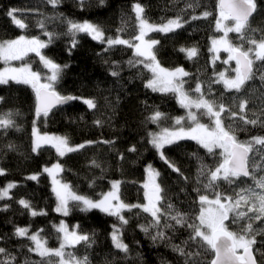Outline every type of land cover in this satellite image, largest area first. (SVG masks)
Instances as JSON below:
<instances>
[{
    "label": "trees",
    "instance_id": "1",
    "mask_svg": "<svg viewBox=\"0 0 264 264\" xmlns=\"http://www.w3.org/2000/svg\"><path fill=\"white\" fill-rule=\"evenodd\" d=\"M135 3L144 7L146 19L152 23L159 24L178 15L182 21H187L172 33H148V38L154 35L159 41L154 49L157 60L165 68L183 67L190 73L189 77L184 78V89L193 99L197 98L193 90L197 83H201L206 99L216 104L222 103L233 112L239 113V103L247 100L244 110L247 119L259 117L261 122L244 125L239 118L232 119L225 112L222 113L224 125L226 128L232 126L233 134L239 141L264 137V81L260 79L264 74V62H256V74L240 92L226 90L222 83H212L221 68L219 61L213 63L209 51L212 39L219 34L216 30L217 0H104L103 4L99 0H84L83 7L80 0H61L55 7L47 0H0V41L25 35L46 42L48 36L45 33H53L55 38L48 47L41 49V54L57 64L68 65L55 86L56 91L61 95L82 98L54 108L47 117H37L36 96L30 85L12 81L6 85L0 84V97H3L0 117L11 113L15 122L14 127L0 129V168L5 170L0 175V188L8 183L16 184L15 188L9 190L8 197L0 199V247L6 250V254H0V260L7 261L10 256H15L13 264H25L26 261L28 264H58V257L42 258L30 252L28 249L33 246L32 242L15 236L14 232L16 227H28L30 234L42 229L41 236L47 241V246L55 249L59 247L61 235L55 226L63 222L68 229L75 226L78 233L90 237L88 242L82 241L65 248L66 254L71 253L77 259L87 257V264H185V257L174 251L173 246L198 253L193 258L195 264H210L213 253L190 240L192 229L187 226L198 223L196 216L200 204L194 189L199 188V195H209L210 199L214 198L215 192L235 198L242 188L264 193V189L256 185V180L264 177V150L257 152L254 160L249 161L252 176L241 177L231 184L220 180L212 189H204L202 185L207 180L200 177L198 181V170L202 164L213 169L221 159L220 149L212 154L194 140H182L164 149V155L180 169L179 173L173 171L149 143V133L159 132L165 127L172 128L176 117L186 116L187 111L178 103L176 94L145 87L152 74L143 65L128 64L133 59L132 48L117 45L105 51V44L84 33L77 34L78 44L75 48L71 47L68 20H87L97 24L105 31L106 37H115L117 30L123 29L119 33L122 38L131 39L138 32L132 8ZM256 3L257 11L249 18L251 31L245 35L259 41L264 37V0H256ZM11 9H17L16 18L27 25L25 29L16 26L7 15ZM204 11L211 15L191 19ZM41 22L43 28L40 27ZM224 23L233 24V21ZM228 39L234 45L243 43L245 49L249 46L234 32L228 34ZM192 46L199 49V54L189 60L180 49ZM26 63H30L35 72L41 75L48 72L39 56H29ZM3 66V61H0V69ZM113 71H118L119 76H113ZM84 99H94L97 107L89 109L83 103ZM157 110L164 113L166 118L153 123L148 117ZM200 119L201 123H210L206 116ZM97 120L102 124L97 125ZM34 122L40 134L67 136L73 146L86 141L96 143L63 157L51 145H44L33 152ZM190 123L184 121L183 125L187 127ZM105 140L113 143H103ZM133 147L136 150L129 151ZM57 162L63 167V171L57 173V179L69 184L77 194L98 200L110 189L111 181L116 180L121 182V200L129 205L147 203L143 185L148 166L151 165L159 171L157 183L163 189V200L158 205L162 213L160 224L151 226L153 217L140 208L125 209L122 214L128 223L123 225L121 232L128 252L115 248L111 234L114 225L120 226L116 216L99 209L81 211L72 202L69 203L68 215L55 211L57 199L52 177L43 169ZM36 173H40L37 180L28 179ZM21 199L29 201L36 211H43L46 215L33 217L29 209L18 203ZM169 205L172 207L169 208ZM247 207L244 205L240 210L246 212ZM177 212L184 214L186 224H176L171 219ZM248 223H252L257 241L253 246L257 264H264V222L248 218L236 224L231 220L226 221L230 231H240ZM141 226L148 227L149 231L144 232ZM159 231H163L167 239L153 241L152 236Z\"/></svg>",
    "mask_w": 264,
    "mask_h": 264
},
{
    "label": "snow or ice",
    "instance_id": "2",
    "mask_svg": "<svg viewBox=\"0 0 264 264\" xmlns=\"http://www.w3.org/2000/svg\"><path fill=\"white\" fill-rule=\"evenodd\" d=\"M47 2L55 7L61 0H47ZM99 2L103 4L104 0H99ZM80 5L81 7L84 6V0H80ZM191 6L189 5V7ZM216 7L218 10L216 30L222 31L223 36L212 40V46L209 51L213 53H218L220 50L226 51L229 55L225 63L234 60L236 67L232 69L235 72L234 77L228 78L224 72L216 73V78L212 83H222L226 90L240 92L246 82L252 80L256 74V70L254 69L256 62H264V37L257 41L245 35L247 31H251L249 28V18L257 11V3L256 0H217ZM132 8L137 20L138 32L131 39L122 38L119 33L123 29H118V34L115 37H106L105 31L97 24L87 20L83 22L68 20L71 47L75 48L78 44V40L76 39L77 34L84 33L89 35L93 40L105 44V51L117 45H125L132 48L134 50L133 59H130L128 64L130 66L143 65L152 74L151 79L147 81L145 87L151 88L153 91L176 94L180 106L187 110L186 116L176 117L172 128L165 127L159 132L149 133V143L156 149L161 160L173 171L179 173L180 169L164 155L165 147L182 140H194L209 153L214 154L216 149H220L219 156L221 159L213 169H209L206 165L202 164L198 170V181L200 177H204L207 180V183L202 185L204 189H212L220 180L231 184L241 177L252 176L253 173L249 169V161L254 160L257 152L264 150V137L257 136L247 141H239L233 134L234 129H232V126L225 127L224 118L222 117V113L227 112L230 118H239L244 125H257L261 122L259 117L249 120L244 114L248 101L243 100L239 103V113L233 112L230 109H226L222 103L216 104L214 101L206 99L201 83L196 84L193 92L197 98L193 99L192 95L184 89V78L189 77L190 73L185 71L183 67L168 69L161 66L154 51L159 41L145 39L150 32H175L177 29L182 28L187 21H182L181 16L178 15L175 19H168L166 22H161L160 24H152L146 19L145 9L140 3H135ZM16 12L17 9H11L7 15L12 18L16 26L20 29H25L27 25L22 20L16 18ZM210 15V12L204 11L200 16H192L191 19L207 18ZM228 20L233 21L231 27L224 24V21ZM40 27H44L43 22L40 23ZM232 32L239 34V38L242 41H246L249 46L245 49L243 43L234 45L228 39V34ZM45 35L48 36L46 42L37 37L28 38L25 35H20L11 40L0 41V61H3L6 65L11 61L23 60L28 53L34 52L40 57L44 67L49 70L50 74L44 77L46 82L42 83L40 73L32 71L27 64L21 67L8 66L0 69V84L6 85L12 81L32 87L36 96L35 111L37 117L40 115L47 117L53 108L82 99L73 95H61L56 91L55 86L62 78L63 71L68 65L57 64L52 59L41 54V49L48 47L55 38L53 33L46 32ZM180 51L184 52L186 58L189 60L196 58L199 54V49L195 46L188 48L181 47ZM215 59H218V56L213 57V63ZM111 74L119 76L118 71H113ZM260 79L264 81V74L260 76ZM207 87L210 92L211 85L209 84ZM2 101L3 97H0V102ZM83 103L89 109L97 107L94 99H84ZM205 116L209 118L210 123H201L200 118ZM165 118V114L158 110L148 117L153 123H159ZM184 121H190L191 123L185 127L183 125ZM95 123L97 125L102 124L99 120ZM14 126L15 122L12 119L11 113L0 117V129L7 130ZM32 132L33 152H37L44 145H51L60 157L78 151L89 144L96 143L94 141H86L85 143L73 146L70 144L67 136L40 135L35 127V122ZM103 143L110 144L113 141L105 140ZM256 146L262 147L257 148ZM135 150V147L129 149V151ZM93 163L95 164V161ZM255 167L256 165L253 164V168ZM62 171L63 167L59 162L43 169V172L48 173L52 177L53 192L58 201L55 211L68 215L69 203L72 202L73 206L79 207L81 211L99 209L108 215L116 216L120 221V226L114 225L111 235L114 247L122 252H128V245L123 243L121 238V228L128 223V220L122 214L125 209L140 208L144 212L150 213L153 217V225L151 226H158L160 224V215L162 213L158 205L163 200L161 195L163 189L157 183V177L160 176V173L152 168L151 165L147 169L148 180L143 185L146 190L145 199L147 201L144 205H129L124 203L119 195L120 181H112V190L104 193L98 200L79 195L72 190L69 184L62 183L57 179V173ZM4 173L5 170L0 168V175ZM39 175L40 173L33 174L28 179L37 180ZM256 185L264 189V177L256 180ZM15 187V183H8L6 187L0 188V199L8 197L9 190ZM194 191L198 193L200 209L199 214L196 216L198 223L187 225L192 229L190 240L198 242L201 248L214 253V258L210 264H257L253 254V246L257 241L255 234H253L252 223H248L240 231H230L226 221L231 220V223L236 224L240 220L248 218L264 222V193H257L252 188H242L235 198L215 192L214 198L210 199L209 195H199V188L194 189ZM18 203L25 209H29L30 215L33 217L46 215L43 211H36L27 200L21 199ZM244 205L248 206L246 212L240 210ZM168 207L171 208L172 206L169 205ZM249 213L252 215L249 216ZM171 219L176 224H186V218L182 213L177 212ZM55 227L56 231L61 234L59 247L55 249L47 247V241L41 236L42 229L30 234L28 227H16L14 235L30 240L33 246L28 250L35 252L42 258L49 256L58 257V264H87V257L82 260L77 259L71 253L66 254L65 248L75 246L82 241L88 242L90 237L78 234L76 231H69L63 222ZM141 227L144 232L147 233L149 231L148 227ZM166 227H171V225H166ZM157 239L166 240L167 236L163 231H159L156 235L152 236L153 241ZM173 250L185 257V264H195L193 258L198 253L186 252L185 248L180 246H173ZM0 254H6V250L2 247H0ZM15 260V256H10L7 261L0 260V264H13ZM25 264H28V262L26 261Z\"/></svg>",
    "mask_w": 264,
    "mask_h": 264
},
{
    "label": "rangeland",
    "instance_id": "3",
    "mask_svg": "<svg viewBox=\"0 0 264 264\" xmlns=\"http://www.w3.org/2000/svg\"><path fill=\"white\" fill-rule=\"evenodd\" d=\"M172 19H175V18H172ZM166 22V21H165ZM149 23H152V22H150L149 21ZM152 24H158V23H155V22H153ZM160 24V23H159ZM225 25H227V26H229V27H231L232 26V24H226V23H224ZM223 36V32L222 31H219V34L217 35V36H215L213 39H219L220 37H222ZM145 39H155L156 40V37L154 36V35H150V37L148 38V35L145 37ZM212 39V40H213ZM212 53V60H213V57L214 56H218V59H215V62L216 61H219V63L221 64V68H220V70H219V72L218 73H220V72H224L225 73V75H226V77H228V78H231V77H234L235 76V72L234 71H232V69H234L235 67H236V64H235V61L234 60H231V61H229L228 63H225V61L226 60H228V53L226 52V51H223V50H220L218 53H213V52H211ZM29 56H35V57H37L38 55L36 54V53H34V52H30V53H28V55L27 56H25L24 58H23V60H15V61H11L8 65H6L4 62H3V67L1 68V69H3V68H5V67H8V66H10V67H21V66H23V65H25V64H27V65H29L30 66V68H31V70L32 71H35L33 68H32V66H31V64L30 63H26V59L29 57ZM48 70V69H47ZM223 70V71H222ZM50 73H49V70H48V72L45 74V75H41V82L42 83H44V82H46L45 80H44V77L46 76V75H49ZM186 110V109H185ZM187 111V110H186ZM36 127V126H35ZM40 134V133H39ZM43 134H47V135H52V136H59V135H57V134H50V133H43ZM40 135H42V134H40ZM54 148V147H53ZM55 149V148H54ZM56 151V150H55ZM148 180V173H147V176H146V180H145V183H146V181ZM113 181H116V180H113ZM112 182V181H111ZM111 185H110V189L108 190V191H106L105 193H107V192H109L110 190H112V183H110ZM6 187V186H5ZM145 193V192H144ZM103 195V194H102ZM57 199V198H56ZM58 202V201H57ZM56 206H57V204H56ZM58 213H60V212H58ZM60 214H62V215H64L63 213H60ZM69 231H76L77 232V230H76V227L74 226L73 227V229H69ZM78 233V232H77ZM78 234H80V233H78ZM82 235V234H81ZM122 238V237H121ZM123 240V239H122ZM123 243H124V240H123ZM48 247V246H47ZM50 248V247H49Z\"/></svg>",
    "mask_w": 264,
    "mask_h": 264
},
{
    "label": "water",
    "instance_id": "4",
    "mask_svg": "<svg viewBox=\"0 0 264 264\" xmlns=\"http://www.w3.org/2000/svg\"><path fill=\"white\" fill-rule=\"evenodd\" d=\"M60 106H61V105H60ZM57 107H58V106H57ZM55 108H56V107H55ZM53 109H54V108H53ZM53 109H52V110H53ZM212 253H213V252H212ZM253 254H254V252H253ZM254 256H255V255H254ZM213 258H214V253H213L212 259H213ZM212 259H211V260H212ZM210 262H211V261H210Z\"/></svg>",
    "mask_w": 264,
    "mask_h": 264
}]
</instances>
